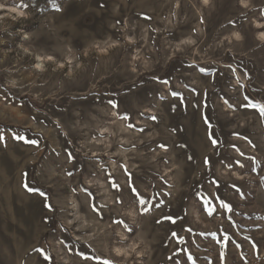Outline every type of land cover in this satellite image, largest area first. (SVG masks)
<instances>
[{
    "label": "rangeland",
    "instance_id": "1",
    "mask_svg": "<svg viewBox=\"0 0 264 264\" xmlns=\"http://www.w3.org/2000/svg\"><path fill=\"white\" fill-rule=\"evenodd\" d=\"M262 108L264 0H0V264H264Z\"/></svg>",
    "mask_w": 264,
    "mask_h": 264
},
{
    "label": "snow or ice",
    "instance_id": "2",
    "mask_svg": "<svg viewBox=\"0 0 264 264\" xmlns=\"http://www.w3.org/2000/svg\"><path fill=\"white\" fill-rule=\"evenodd\" d=\"M245 6H247V5H245ZM237 38H239V37H237ZM202 71H203V69H202ZM173 95H176V93H173ZM110 103H111V102H110ZM261 111L264 112V108H262ZM151 118H152L153 120L156 119V117H151ZM16 138H17V139H24V137H20V136H17ZM0 139H3V137H0ZM31 143H36V142H35V141H31ZM212 143L215 144L216 141L213 140ZM161 147H164V146L161 145ZM206 162H207V161H206ZM26 187H27V185H26ZM28 190H29V191H34V189H31V188H29ZM132 191H133V192H137V189L133 188ZM41 195H43V193H41ZM221 207H224L225 209L231 210V209H230V206L227 205L226 203H224L223 201H221Z\"/></svg>",
    "mask_w": 264,
    "mask_h": 264
}]
</instances>
